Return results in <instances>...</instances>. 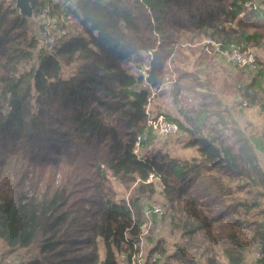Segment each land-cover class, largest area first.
<instances>
[{"label": "trees", "instance_id": "16d2710c", "mask_svg": "<svg viewBox=\"0 0 264 264\" xmlns=\"http://www.w3.org/2000/svg\"><path fill=\"white\" fill-rule=\"evenodd\" d=\"M249 1L33 0L37 35L16 2L0 3V241L22 251L20 264H130L145 242L143 202L159 185L176 243L152 239L154 214L143 264H264V167L261 178L247 167L249 152L264 165V132L236 135L211 106L210 75L195 71L218 57L207 40L221 51L262 41L264 9ZM46 20L60 31L52 54L40 45ZM258 64L237 68L251 73L238 96L264 118ZM165 100L178 105L166 118L190 156L156 146L147 110ZM31 166L47 196L27 202Z\"/></svg>", "mask_w": 264, "mask_h": 264}, {"label": "rangeland", "instance_id": "374dc122", "mask_svg": "<svg viewBox=\"0 0 264 264\" xmlns=\"http://www.w3.org/2000/svg\"><path fill=\"white\" fill-rule=\"evenodd\" d=\"M0 3H6L9 5V4L15 3V1L0 0ZM259 3L262 9H264V0H259ZM28 18L32 24V28L34 29V34L37 35V29L39 28L40 23H42L41 18L35 16L34 13H32V15ZM261 40L262 41H260L259 44H256L253 42L248 46L251 47L254 53H256L258 61L264 64V34H262ZM196 59L197 58L195 57V60ZM219 61L221 62H218L217 64L215 63L217 61L213 59L209 62L208 65H203L200 69H195V67L192 68V71H194L195 69L196 73L201 75L202 77L205 74L210 75L209 80L211 82V89L213 91H210L208 93L213 97L212 104L210 103L211 106L213 107L215 111H217L219 118L222 116L230 120L233 129H235L238 133L236 135L240 136L241 133L243 134L244 133L243 129L246 131L245 133H250L251 130L253 129L258 130V132L260 131L264 132V118L262 114L260 115V108L251 107L248 109L247 107H244L243 105H241L239 101L238 95H241L239 88L244 84V82H241V80L245 78L247 79L250 78L251 73L249 74V72L247 71H242L240 69L233 68L232 66L223 62L221 58ZM173 66L174 65H170L169 67L173 69ZM149 68H150L149 65L145 66V68L143 69L144 74L141 71V69L139 71L143 75H145V72L147 73L146 69H149ZM72 71H73V68L71 66H67V68L65 69V76L66 77L69 76L72 73ZM205 79H208V78L205 77ZM170 85L171 83L168 84L167 86L168 89ZM194 85H196V89H197L196 93L198 94L201 91V88L199 86L200 84L194 82ZM203 91H207L206 87L205 89H203ZM177 106L178 105L174 104L170 100H167V101L165 100L164 103L163 102L159 103L158 101H154L152 103L151 109L154 113H164L166 116L175 117L176 116L175 110ZM227 109H229L232 112V114L226 111ZM245 126H249V127L245 128ZM184 138H185V135L183 133L181 134L179 133L177 136L171 137L169 139L159 138V140L156 141L157 142L156 146L167 152H170L172 155L187 157L192 154V151L184 148V144H183ZM249 155H250L249 157L252 160L251 162H247V167L249 168L254 167V169L257 172L258 177L261 178L262 177L261 167L262 166L264 167V165H260L259 163H257L255 157L252 156V152H249ZM262 155L264 157V153ZM35 172H36L35 168L31 166L30 176L25 185V193L28 197L27 202L29 201L30 198H34L36 195H38V190L42 188V181H40V177H38L39 175L36 174ZM54 172H56V170H54ZM56 180H57L56 183L58 184L59 175H57ZM262 181H263L262 187H264V177L263 179L260 180V182ZM85 186L86 184L83 185V187ZM195 187L196 188L189 190V192L203 200L209 201V198L206 197V193L204 192L203 187H197V186ZM157 189L158 191L156 195H154L151 199L145 200L143 202V206H146V207L148 205H153L157 207L162 206L165 211V214H163L162 216L156 215L157 216L156 218L161 222L158 223V228L152 234V239L155 240L156 242L158 238L163 237L164 239L174 244L176 243V239L170 236L169 234L170 228L166 226L167 223H165V225L162 224L163 221H167V219L170 217L171 208H170V205H168L165 202L164 198L162 197V193H161L162 188H157ZM43 191H44V194H46L47 196L45 185H44V189L39 191L40 193L38 195L39 198L40 196L41 198L44 197ZM81 207H82V204H80L79 209H81ZM81 214H83V212ZM151 216L152 217L147 220L148 223L143 229V235H144V240H145V242H142L144 243L143 253L145 252V250L147 252L149 250V247L153 245V244L148 245L147 243V237L150 235L151 227L154 224L153 219H152L154 214H152ZM83 218L84 217H82L81 221L74 223L72 226L74 228L78 227L79 225L81 228L86 227L85 224L81 225ZM0 257L6 260L8 264H20L22 261V251L11 252V250L8 249L5 246V244L0 241ZM120 261H121V264H128L126 261H124L123 257L120 258Z\"/></svg>", "mask_w": 264, "mask_h": 264}, {"label": "built area", "instance_id": "2783aa9c", "mask_svg": "<svg viewBox=\"0 0 264 264\" xmlns=\"http://www.w3.org/2000/svg\"><path fill=\"white\" fill-rule=\"evenodd\" d=\"M13 1V0H12ZM65 2V0H51V3L54 5H59ZM248 8H253L257 9L256 5L254 4V1H249L245 5ZM44 18V16H43ZM66 21L67 23H73L74 19L69 15L66 16ZM43 30L40 34V45L42 49H45L47 53L52 54L56 50V43H57V34H60V31L57 30V26L54 21L52 20H46L45 25L43 21ZM65 34V33H64ZM62 34V36L64 35ZM207 44H212L215 46L216 51L218 52V57L215 59V63L218 64L220 58L223 60V62L227 63L228 65L234 67V68H247V69H252V70H257L259 69V64H258V59L256 53L253 52L251 47H246V46H240V47H231L228 50H220V47L218 44H215L214 42H211L210 40H207ZM220 57V58H219ZM149 69H146L148 72ZM144 74V71H142ZM147 73L145 72V79L147 77ZM244 107H246L248 104L247 102H244L242 104ZM147 114L149 115V121H148V126L149 128L152 129V131L155 133V135L162 139H169L171 137L177 136L179 134V127L176 123L169 121L166 118V115L164 113L162 114H157L154 115L151 113V109L148 108ZM145 137H139L136 144H135V149H134V154L137 155V157L142 156V152L140 149L141 146V141L145 140ZM151 181H157L154 176H150ZM158 182V181H157ZM158 188H163L159 185ZM88 209H91L88 207ZM152 214H157L159 216H162L165 214V211L163 207H157L150 205L146 209V219H149ZM92 216L87 218V223L92 222ZM143 248H144V243H141L139 246V254L137 256H134L132 258V262L130 264H143ZM0 264H8L6 260H4L2 257H0Z\"/></svg>", "mask_w": 264, "mask_h": 264}, {"label": "water", "instance_id": "95a60500", "mask_svg": "<svg viewBox=\"0 0 264 264\" xmlns=\"http://www.w3.org/2000/svg\"><path fill=\"white\" fill-rule=\"evenodd\" d=\"M16 2V7L20 10L21 14L30 17L33 13L32 2L33 0H13Z\"/></svg>", "mask_w": 264, "mask_h": 264}, {"label": "crops", "instance_id": "0c3cea01", "mask_svg": "<svg viewBox=\"0 0 264 264\" xmlns=\"http://www.w3.org/2000/svg\"><path fill=\"white\" fill-rule=\"evenodd\" d=\"M234 68V67H233Z\"/></svg>", "mask_w": 264, "mask_h": 264}]
</instances>
